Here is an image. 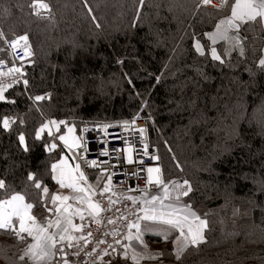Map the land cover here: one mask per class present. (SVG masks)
Here are the masks:
<instances>
[{
	"label": "trees",
	"instance_id": "trees-1",
	"mask_svg": "<svg viewBox=\"0 0 264 264\" xmlns=\"http://www.w3.org/2000/svg\"><path fill=\"white\" fill-rule=\"evenodd\" d=\"M199 2L0 0V59L7 38L27 35L30 45L20 63L27 84L6 88L0 100V201L19 193L35 212L42 187H52L46 146L53 135L40 132L46 119L60 131L142 108L164 180L189 181L183 200L208 222L205 243L189 245L179 260L167 252L162 264H264V28L230 32L239 40L217 42L223 62L213 60L205 33L230 7ZM24 243L0 229V264H26Z\"/></svg>",
	"mask_w": 264,
	"mask_h": 264
},
{
	"label": "built area",
	"instance_id": "built-area-1",
	"mask_svg": "<svg viewBox=\"0 0 264 264\" xmlns=\"http://www.w3.org/2000/svg\"><path fill=\"white\" fill-rule=\"evenodd\" d=\"M199 5L219 12H224L226 7L223 5V0H211L208 5H204L200 0ZM18 38L19 36H14L4 40V50L8 56L0 59L2 61L0 63V87L5 89L8 85H25L20 64L25 58V41L18 40ZM14 40H18L15 47L12 46ZM27 50L30 53L28 42ZM9 69L13 71L8 75H3V73H8ZM15 69H20V72H16ZM49 96L50 94L44 95L45 99ZM49 122L50 120H45V123L51 126ZM150 126L151 121L142 114V108L130 117L88 121L81 124L79 141L81 146L68 148V152L80 165V171L83 173L86 171L85 161L95 160L96 166L92 169L105 170L106 176H112V190L101 196L99 193L102 187L93 186L95 193H92V198L95 202H99L103 210L97 216H90L88 212H84V220H80L78 216V225L82 226V231H76L72 241H67L58 248H63L64 251L56 252L57 258L54 264H63L62 258L68 259L69 264H96L107 257L116 255L128 244L127 237L129 231L133 229L129 228V225L136 222L138 216L143 215V208L149 206L144 201L153 195L163 197L165 184L168 185L170 198L164 200V204L182 207L174 202L178 192L173 190L171 183L173 181L164 180L162 170L160 177L164 184L147 183L148 168L159 167L161 169L159 159L153 161V157H159V155L156 145L152 142ZM141 129L143 132L140 131ZM145 145H147V152H145ZM128 148H131V152L125 151ZM105 151L107 155L102 154ZM129 156H131L132 163H128ZM155 175L156 173H153V176ZM178 191H187V188ZM129 196L135 197L136 202L127 199ZM156 206L159 207V204L157 203ZM109 220L114 223H109ZM89 232L91 236L88 235ZM81 236L85 239H78ZM116 241L120 243L117 244ZM69 243L71 247L68 246ZM77 252L79 255H76ZM105 252L108 255H104Z\"/></svg>",
	"mask_w": 264,
	"mask_h": 264
},
{
	"label": "snow or ice",
	"instance_id": "snow-or-ice-1",
	"mask_svg": "<svg viewBox=\"0 0 264 264\" xmlns=\"http://www.w3.org/2000/svg\"><path fill=\"white\" fill-rule=\"evenodd\" d=\"M141 3L144 0H140ZM204 5H208L211 3V0H201ZM224 6H229L231 10V17L221 21L220 24L216 25V32L209 33L208 38L212 41L213 44L216 43L217 39H236L239 40L238 37H228V31L230 29H235L239 31V29L245 24H259L264 26V0H235L234 4H229V0H223ZM35 7V5H34ZM48 5L46 3H39V8L48 9ZM39 14V13H37ZM4 38V33L0 32V39ZM18 40L25 41L26 54L27 53V35L21 36ZM18 40L12 41V46L15 47L18 43ZM194 48L201 55H204V48L201 43L196 40L194 43ZM241 54H243V49H241ZM211 57L213 60H219L221 63L223 62L221 56L217 53L215 47L211 48ZM2 63V61H0ZM259 64L264 67V59L259 61ZM12 69H9L8 73H3V75H8L12 72ZM16 72H20V69H15ZM25 85L27 84V80L23 82ZM12 85H8L7 87H11ZM6 89L4 87H0V100L4 99L3 92ZM44 96H36L35 100L40 101L44 100ZM50 124L56 126L57 131H59V124L56 121H50ZM59 123H64L63 121ZM2 125L4 129H7L9 126V120L7 118L3 119ZM107 127V126H106ZM49 128L48 124H45L40 129V132H43L44 129ZM73 131V129L69 128V132ZM143 132V130H140ZM40 132L37 133V138H39ZM49 135H52L51 130L49 129ZM24 136L21 135L19 137L20 143L24 144ZM59 140L63 141L66 147L70 149L75 147H80L79 138H74L72 143L69 144L68 139L65 136H59ZM52 148L56 147V144L51 145ZM25 151H27V147H25ZM125 151L131 152V148L125 149ZM145 152H147V145H145ZM103 155H107L108 153L105 151L102 153ZM154 160H158L159 157H153ZM90 167L96 166V161H85ZM131 156L128 157V163H132ZM64 161L61 160L58 164H52L51 170L53 173H57L59 169L58 175H54L53 179L57 181L61 188L71 189L72 192L78 193L79 195L75 196H61L59 194H53L51 197L52 204L54 206L57 205L59 201V205L56 206L55 211L57 213V219L52 221L49 220L47 226L40 225L36 222V217L29 215L31 209L34 207L31 203H24V196L17 193L10 197V199L0 201V229H11L15 232V234L21 239L24 240L25 236L22 234H26L28 237H32L33 243L27 245L24 249L23 255L20 256L21 261H25L26 258L33 262V264H49L51 257L55 255L56 251L63 252L64 249H57V237L59 241H72L74 237L70 235V231H82V226L73 223V217L79 216L80 220H84V209L75 208L72 209V205L67 203L69 200L79 201L81 203L87 204L88 215L97 216L103 210L99 204V202H93L90 198V194L95 193V189L91 185H87V178L84 173L80 171V165L77 164L75 167L76 175L66 174L63 170ZM148 176L147 183L148 184H164V181L160 177L161 169L159 167H149L148 168ZM153 173H156L153 176ZM29 180H33L34 177L32 174L28 176ZM101 180H106L103 184V187L100 191V195L103 196L105 193H108L112 190V176H105L101 173L100 177L97 180V185L100 184ZM83 182V184H81ZM173 185V190L177 191L178 194L175 196V200L178 202L181 196H188L192 191V187L189 181L184 180L183 183L171 182ZM36 188H41V184L39 182L35 183ZM187 188V191H178L182 188ZM6 184L3 179H0V189H5ZM48 188H43V193L45 195L48 194ZM164 195L163 197L153 195L150 199L145 200L144 203L149 205L142 209L143 215L137 217V221L130 224L129 228H135V235H129L127 239L129 240H137L143 243L142 241V232L145 229H148L151 224H159L165 226V239H167V235L173 231L178 230L180 233V237L184 240L183 246L177 251L176 258L179 260L181 253L189 246L198 247L200 244L205 243L204 230L208 227V222L205 219H201L196 213L191 209V205H184L183 207H176L174 204H164V200L169 199V191L168 185H164ZM147 192V189H145ZM127 199L132 200L134 203L136 202L135 197H127ZM157 203L159 207H157ZM10 209V210H9ZM48 211H52V209H48ZM13 217L18 218L19 220V230H16V226L13 223ZM27 221H31V223H26ZM140 221H144V229L141 228ZM99 222V221H97ZM109 223H114V221L109 220ZM49 228H56L58 232H49ZM185 229L187 232L185 233ZM91 236V233H88ZM178 238V239H179ZM78 239L84 240L85 237L81 236ZM87 242V241H86ZM117 244L120 241H116ZM71 247V243L68 245ZM130 247V245L126 246ZM146 247V245H145ZM79 255V252L76 253ZM91 255V253H89ZM104 255H108L107 252ZM138 254L134 251L132 259L137 261ZM149 258H155L149 256ZM63 264H69L68 259L62 258Z\"/></svg>",
	"mask_w": 264,
	"mask_h": 264
},
{
	"label": "crops",
	"instance_id": "crops-1",
	"mask_svg": "<svg viewBox=\"0 0 264 264\" xmlns=\"http://www.w3.org/2000/svg\"><path fill=\"white\" fill-rule=\"evenodd\" d=\"M234 3H235V0H232L230 4H234ZM230 17H231V10L229 8L228 15L225 18L228 19ZM221 21L222 20L220 18L217 21L216 25L220 24ZM216 25H215V27H214V29L212 31H209V32L205 33V38H207L209 40L207 34H209L211 32H215L216 31ZM262 27L264 28V26H262ZM234 30L235 29H230L229 31H234ZM229 31H228V33H229ZM221 40H224V39H217L216 43L221 41ZM209 43H210V41H209ZM261 59H264V47H263V53H262V58ZM69 128L73 129L71 124H64V125H62V127H61V129H60V131L58 133H57V129H56L55 125L54 126L52 125L51 127L49 126V128H47V129L51 130V133L53 135V139L46 146V149L48 150V152L54 158V161H52V164H58V163H60L61 160H63L65 162L64 165H63V170H64V172L66 174V177H67L68 174L76 175L75 167H76L77 163L73 160L71 154L68 152V148L69 147H66L64 142L59 140L58 137L62 136V135L65 136L68 139L69 144L72 143L74 138H79V141H80V133H79V135H74L73 134L74 131L69 132ZM52 144H56V147L52 148L51 147ZM74 147L75 146H73L72 148H74ZM84 168L86 169L84 175L87 178V185H91L92 187L93 186L94 187L95 186L103 187V184L106 182V180H101L100 184L97 185V180L100 177L101 173H103L102 170H94L88 164H84ZM59 171L60 170L58 169L57 173H53L52 170H51L50 177H51V181H52V187L44 186V187H47L48 190H49L47 195H45L43 193V188L44 187H42L41 195H40L41 205L35 212H33L32 209H31V211L29 213V215H32V216L36 217V222L38 224L43 225V226H47L49 220L54 221V220L57 219V213L55 211V208H56V206L59 205V201L57 202L56 206H54L52 204L51 197H52L53 194H59L61 196H75V195H79L78 193L72 192L71 189L61 188L60 185L57 183V181L55 179H53V176L54 175H58ZM103 174L106 176V173H103ZM81 184H83V182H81ZM11 196L12 195L8 196L6 199H10ZM90 198H91V200L93 202H95L93 200V198H92V194H90ZM6 199H4V200H6ZM24 203H26V202L24 201ZM67 203H69V204H71L73 206L72 209H70V211H72L75 208L79 207V208L84 209V212H88L86 203H81V202L75 201V200H69ZM48 209H52V211H48ZM13 223L16 226V230L18 231L19 230V220H18V218L13 217ZM26 223H31V221H27L26 220ZM73 223L78 225V216H74L73 217ZM140 224H141V228L144 229L145 222L144 221H140ZM165 230H166L165 226H163V225L151 224L148 229H145L142 232V241H143V243H141L140 241H137L135 239H133V240H129L128 239L129 241H128V244L126 246L130 245V247H126L125 246L116 255H114V256H112L110 258H106V259H104V260H102V261H100V262H98L96 264H106V263H108L110 261L114 262V261H117V260L118 261H127L130 264H137V261H134L132 259L134 251L138 254V256H137L138 264H162V262H161L162 260H160V258H159L160 256L152 255V253L150 251H146L145 250V245L147 246V242H149L150 240H151L152 243H155L156 240H160V242H168L169 249L172 248L173 251H175V250L178 251L181 248V247H176L179 242L183 241V244H184V240L182 238H179L180 237V233H179L178 230L171 231L167 235V239H165ZM48 231L49 232H58L59 230L56 229V228H49ZM186 232H187V229H185V233ZM75 233H76V231H70V235L72 237H74ZM135 233H136V229L133 228V229H131L129 231L128 236L130 234L134 236ZM14 234H15V232H14ZM22 235H24L25 238L27 239L26 247H27L28 244L34 242L32 240V237H28L26 234H22ZM57 241H58L57 242V249L67 242V240L59 241L58 237H57ZM172 250H171V252H172ZM151 251H154V250H151ZM56 252H55V255L51 257V260H50L49 264H54L55 263V260L57 258ZM149 256H152V257H155V258H149ZM26 260H27L26 261L27 264H33V262L28 260L27 258H26Z\"/></svg>",
	"mask_w": 264,
	"mask_h": 264
},
{
	"label": "rangeland",
	"instance_id": "rangeland-1",
	"mask_svg": "<svg viewBox=\"0 0 264 264\" xmlns=\"http://www.w3.org/2000/svg\"><path fill=\"white\" fill-rule=\"evenodd\" d=\"M226 16H224V17H221V20L223 21V20H226V18H225ZM216 32V31H215ZM215 32H211V33H215ZM230 32H232V31H229V33ZM229 33H228V37H229ZM226 40H229V39H226ZM209 41H210V45H211V48L212 47H214L213 45V43H212V41L209 39ZM212 43V44H211ZM72 125V124H71ZM54 126V125H53ZM81 126V125H80ZM80 126H78V127H74L73 125H72V128H73V134L74 135H79V133H80ZM57 132H59V131H57ZM51 160L52 161H54V158H53V156L51 157ZM52 161H51V164H50V168H51V165H52ZM50 174H51V170H50ZM175 203H177V204H179V205H181L182 207L184 206V205H186V203L184 202V200H183V198H180V200L177 202L176 200L174 201ZM187 205H189V204H187ZM19 238V237H18ZM25 243L23 244V246H22V248H21V251H20V256L21 255H23V251H24V249H25V247H26V243H27V239L25 238L24 240H23ZM183 246V241L182 242H179L178 244H177V246L176 247H182ZM145 250L146 251H150L151 253H152V255H157V256H160L159 258H160V260H163L162 259V257H163V255L165 254V253H167V252H171V250H172V248H170L169 249V247H168V242H160V240H156V242L155 243H152L151 242V240L149 241V242H147V246L145 247ZM151 250H154V251H151ZM22 253V254H21ZM172 253H177V251L175 250V251H173L172 250ZM20 256H19V258H20ZM110 257H112V256H110ZM110 257H107V258H110ZM27 260H25V262H26ZM120 261H110V262H108V263H106V264H118ZM27 264V263H26Z\"/></svg>",
	"mask_w": 264,
	"mask_h": 264
},
{
	"label": "water",
	"instance_id": "water-1",
	"mask_svg": "<svg viewBox=\"0 0 264 264\" xmlns=\"http://www.w3.org/2000/svg\"><path fill=\"white\" fill-rule=\"evenodd\" d=\"M27 53H29L28 50H27ZM29 55H30V54H26V50H25V58H26V57H29ZM154 157H156V156H154ZM153 161H157V160H154V159H153ZM102 172H103V173H106L105 170H102Z\"/></svg>",
	"mask_w": 264,
	"mask_h": 264
}]
</instances>
